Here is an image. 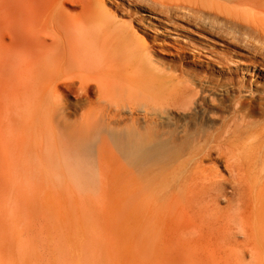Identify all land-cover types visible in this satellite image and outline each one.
Returning <instances> with one entry per match:
<instances>
[{
  "label": "bare ground",
  "instance_id": "1",
  "mask_svg": "<svg viewBox=\"0 0 264 264\" xmlns=\"http://www.w3.org/2000/svg\"><path fill=\"white\" fill-rule=\"evenodd\" d=\"M32 1L0 0V264H91L89 216L76 224L62 209L66 187L90 185L89 173L75 171L90 168L87 159L74 168L77 154L122 163L113 186L122 264H264V116L244 111L246 83L237 80L251 68L264 73V47L250 37L264 39V0H130L173 27H194L179 58L194 59L192 80L152 59L158 36L148 45L130 40V22L115 38L111 20L96 27L92 0L74 1L76 20L66 0ZM205 35L244 53H217ZM206 64L219 70L203 77ZM224 76L237 84L226 99L214 91ZM65 90L83 103L60 100ZM20 101L27 109L16 112Z\"/></svg>",
  "mask_w": 264,
  "mask_h": 264
},
{
  "label": "rangeland",
  "instance_id": "2",
  "mask_svg": "<svg viewBox=\"0 0 264 264\" xmlns=\"http://www.w3.org/2000/svg\"><path fill=\"white\" fill-rule=\"evenodd\" d=\"M33 1L32 3L35 7L41 6V3L38 0H35L34 2ZM74 1L76 0H66L61 7L68 17L76 20L77 16L81 13V7ZM92 3V23H94L96 27L106 23V21L111 20V23H109L110 25L105 26V30L108 33L111 32L109 33L110 37L115 38L112 30L117 27L119 23L122 24L121 27L126 28V24L130 22L132 31L134 33L130 40H137L140 43H145L148 45L153 44L150 38L151 36H158L159 39L154 42V44H156V50L153 53L152 59L158 66L165 68L166 71L174 72V67L177 66L178 69L183 71V79H191L188 71H191L190 65L194 63V59L190 56L182 60H180L179 58L180 55H186V50L183 47H188V43L191 40L190 33L195 32L194 27L187 25L184 21L177 20H174L177 22V26L173 27V25L168 20L160 17L159 14L149 13L144 8H136L133 5L134 3L130 0H92ZM98 12H102L100 14L101 16H104L106 14L108 15H106V18H101L98 16ZM144 13L149 15H144ZM141 18H144L146 22H139L140 24H138V21ZM133 20H135V22H133ZM157 30L160 31L157 32ZM72 36L75 38L79 37L76 33H73ZM204 37L205 40L209 42L208 45H211V48L214 49L217 53H222V51L224 49L227 50V48H229L230 51H233L234 53H244V51L226 46V42L220 40V38L218 39L215 37H210L208 35H205ZM250 37H252V39L255 41L254 44L256 43V45L258 44V46L264 47V39H260L258 37L253 38V36ZM239 58L233 57L232 60L236 64L239 61H242ZM201 59L204 60V58ZM198 61L201 62L200 60ZM208 65L209 64H206L205 69H202L201 72H197L204 77L207 75L206 70L209 69V67L212 70H219L216 64H211L209 66ZM237 80L242 82L244 81L246 83V86L239 94L242 100L245 101L243 107L244 111L251 115L255 120L261 119L264 116V95L262 94L264 73H260L259 69L257 68H251L248 73L241 72L237 76ZM199 83L206 87L212 86L211 83L205 82L204 80L200 81ZM236 87L237 84L235 82H232L229 77H218V86L215 87L214 91L215 94H217V97H223L226 99L227 96L231 97L232 90ZM60 100L76 105L83 103L82 101H80L79 96L75 91L69 90H65V92L62 93ZM26 109L27 106L25 103L20 101L18 104H16V112L25 111ZM36 109L38 108L35 107V111ZM1 111L2 108L0 107V112ZM174 114L176 115L177 119H183L182 114ZM164 120L167 121V119ZM18 134L24 136L27 133L20 128ZM85 159H87L89 163H84H87L90 168H78L75 171L79 173L78 176L83 173H89L91 175L89 188L87 189L80 180L76 181L75 187H73V185L66 187V197L62 201V209L63 211L65 210L64 212H66L67 210V213L69 212V210L73 209L72 215L74 221H76L74 223L76 224L77 222H83L84 218L87 215L89 216L90 223L92 225L91 233L95 241V250L92 254L93 258L91 257V264H101L100 261L104 256H108V264H122L121 224L123 223V208L120 199L121 189L119 187L113 188V186H120L122 184L123 179L120 174L122 163L120 161L112 163L111 161L103 159L102 157L83 156L81 154H77V156L74 157V168H77L78 164H81L83 161H85ZM218 164L219 173H221V175L227 179L228 172L223 167V163L221 162ZM87 170L89 172H87ZM82 171L84 172L82 173ZM1 175L2 172L0 171V176ZM63 178H65V174H63ZM64 183L65 185H67L68 179H66ZM225 185L227 189H230L229 184ZM67 192L69 193L67 194ZM70 195L74 196L73 204H71L70 202ZM65 203L68 204L66 205V207H64ZM228 207L229 205L226 201H221L219 203V210L225 212L226 210H228ZM69 214L65 216L70 217ZM167 262L166 264H171V261Z\"/></svg>",
  "mask_w": 264,
  "mask_h": 264
}]
</instances>
